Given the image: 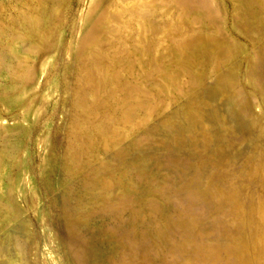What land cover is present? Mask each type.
<instances>
[{
	"label": "rangeland",
	"instance_id": "374dc122",
	"mask_svg": "<svg viewBox=\"0 0 264 264\" xmlns=\"http://www.w3.org/2000/svg\"><path fill=\"white\" fill-rule=\"evenodd\" d=\"M0 264H264V0H0Z\"/></svg>",
	"mask_w": 264,
	"mask_h": 264
}]
</instances>
